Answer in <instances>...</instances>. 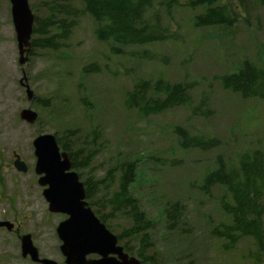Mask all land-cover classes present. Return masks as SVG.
I'll use <instances>...</instances> for the list:
<instances>
[{"label":"rangeland","instance_id":"obj_1","mask_svg":"<svg viewBox=\"0 0 264 264\" xmlns=\"http://www.w3.org/2000/svg\"><path fill=\"white\" fill-rule=\"evenodd\" d=\"M178 1L183 4L170 7L164 16L174 34L172 40L125 48L134 55L114 54L110 42L97 38V24L85 13L63 47H32L28 61L20 66L11 3L0 0V220L12 223L14 229H0V264H17L13 259L21 257L20 236L27 234L35 242H45L42 244L50 251L55 249V228L62 216L49 211L44 187L38 184L33 140L64 132L65 120L80 126V132L97 126V155L90 164L95 171L82 173L84 178H105L106 171L116 167L110 188L117 189L119 166L126 160H138L131 195L157 226L152 231L157 241L152 244L154 252L149 250L150 243L143 248L148 257L158 250L151 264H264L256 260L252 237L242 236L231 243L215 235L213 230L221 228V223H231L223 208L231 196L222 185L203 187L204 178L218 164L237 166L245 151L264 153V98H245L219 81L244 61L263 65L264 5L260 0H224L235 7L237 21L230 26L198 27L193 18L203 9L188 7L189 0ZM39 2L29 0L35 14L33 6ZM145 48L157 58H141L139 53ZM91 63H97L100 71L85 74L83 68ZM23 72L36 96L32 101L19 82ZM161 76L172 82H194L195 104L204 98L209 112L194 115L186 108H174L141 116L125 107L126 93L137 78ZM83 99L91 102L93 118ZM29 107L39 114L40 121L32 125L20 116L21 110ZM177 125H183L191 135L214 138L218 145L184 149L175 134ZM15 153L29 166L28 173L13 165ZM178 200L185 214L180 227L183 219L187 227L166 234L161 230L163 210ZM122 215L110 220L115 233L132 227L130 217ZM135 238L137 247L140 237Z\"/></svg>","mask_w":264,"mask_h":264},{"label":"trees","instance_id":"obj_2","mask_svg":"<svg viewBox=\"0 0 264 264\" xmlns=\"http://www.w3.org/2000/svg\"><path fill=\"white\" fill-rule=\"evenodd\" d=\"M260 1L264 5V0ZM78 3L82 4V8L78 7ZM39 4L33 6L36 12L35 37L32 39L34 48L53 50L63 47L75 23L81 15L88 13L97 24V38L110 42L112 53L134 55L133 52H126L125 48L131 45L146 47L174 39L170 27L164 22V16L168 15L170 7L183 3L178 0H168L166 3L163 0H40ZM186 5L192 9H203L193 18L194 26H230L237 21L234 15L235 7L224 0H189ZM139 56L144 59L157 58V54L148 48L140 52ZM83 71L85 74L97 73L100 67L97 63H91L86 65ZM219 81L224 88L240 93L245 98L263 99L264 63L260 66L249 60L244 61L237 71L220 76ZM193 89L192 81L172 82L163 76L157 79L139 77L127 91L124 104L128 110H134L141 116L159 114L174 108H186L194 115H206L209 110L204 108L205 99L201 98L200 103L195 104ZM83 101L87 104L88 115L93 118V111L89 107L91 102L86 99ZM44 105L50 106L47 101ZM52 115L56 117L55 113ZM64 125V132L55 133L61 150L69 154L73 169L81 176L84 172L93 174L95 170L90 169V164L97 155V126L91 131L80 132V126L70 124L66 120ZM175 134L184 149H209L218 145L214 138L205 139L199 135H191L183 125L175 127ZM137 161L126 160L119 166L117 189L110 188V180L115 178L113 171L116 167L106 171V177L102 179L82 178L90 204L93 205L96 198L97 202L109 205V217L123 216L122 214L130 217L132 227L129 232L130 236L134 237L133 244L136 241L135 236H139L137 247L141 246V250H144V247L147 249L146 244H151L149 250L153 253L152 244L157 241L154 240L152 231L157 226L154 219L146 214L145 210L140 209L138 200L131 195V186L136 179ZM212 185L224 186L231 196V200L223 205L225 212L231 216V223H221V228L216 227L213 230L215 235L224 237L231 243L237 242L242 236L252 237L255 241L256 260L263 262L264 153L259 149L245 151L240 154L237 166L218 164L216 169L204 178L203 187ZM180 203L178 200L172 203V208L163 210L165 216L161 230L166 234H177L185 231L182 230L183 227H187L185 219L180 227L181 216H185L179 207ZM172 219H175V222L171 223ZM157 245L158 243L155 247ZM156 253L154 256H146L145 259L151 261Z\"/></svg>","mask_w":264,"mask_h":264},{"label":"water","instance_id":"obj_3","mask_svg":"<svg viewBox=\"0 0 264 264\" xmlns=\"http://www.w3.org/2000/svg\"><path fill=\"white\" fill-rule=\"evenodd\" d=\"M11 13L19 49V62L24 65L29 59L32 49V36L34 34L35 15L30 7L29 0H10ZM26 80V77H25ZM23 83V80H21ZM27 96L31 100L34 92L29 85ZM21 119L34 124L39 115L31 108H25L20 113ZM35 147L36 173L40 175L39 184L44 187L43 195L49 202V210L54 213H67L70 218L61 222L58 233L64 241V251L68 253V259H76L68 252V247L75 244H84L86 247H99L108 243H116L117 237L111 233L98 217L94 214L85 199L84 182L73 169L72 160L67 152L62 151L54 134L37 136L33 141ZM15 168L21 172L28 171V165L16 154ZM0 226L13 227L8 221L0 222ZM77 236V237H75ZM85 236V237H84ZM30 234L22 237V249L24 254L36 250ZM121 249V248H120ZM82 257L78 259H83ZM112 259L102 264H113ZM127 264H140L136 259H130Z\"/></svg>","mask_w":264,"mask_h":264},{"label":"flooded vegetation","instance_id":"obj_4","mask_svg":"<svg viewBox=\"0 0 264 264\" xmlns=\"http://www.w3.org/2000/svg\"><path fill=\"white\" fill-rule=\"evenodd\" d=\"M21 84L24 85V83ZM25 89L27 95V88ZM84 190H85L84 200L88 202L87 205L91 207L94 214L98 217L99 221L102 224H104L111 233L116 235L117 237L116 243H108L107 245L101 244L99 247H95L96 249H93L92 247H86L84 244H75L74 243L75 239H73L72 243L74 245L68 247V252L70 253L71 256H73L76 259L69 260L68 253L64 251V241L60 236V234L58 233V226L61 222L69 219L70 215L67 213L57 212L55 214L62 216V218L59 224L57 225V227L55 228L54 251H50L46 246L42 244L45 242H40V243L35 242V240L32 237L33 245L36 250L32 249V251H30L28 254H24V252L21 250V257L18 258L17 261L15 260V258L13 259L15 263L17 264H102L104 261H108L112 259L111 262L113 264H127L126 262L130 261V259H136L137 261L140 262V264H151L152 261H147L145 259L146 253L144 250H141L142 247L141 246L136 247L133 245L134 237L130 236V232H129L131 228H129V230H124L123 232L120 233H115L110 224V220L113 219L114 217L113 215L112 217H109L111 215L109 205L97 202L96 198H94L95 202L93 203V205H91L88 200V193L86 187H84ZM106 208L109 210V212L106 211ZM51 213L54 214V212ZM2 221L4 220H0V222ZM3 228L8 229L9 231L14 230L13 227L12 229H9L7 226H0V229ZM21 238L22 237L20 236V242H21ZM84 253L85 255L83 259H78V257H82ZM154 264H158V263L154 262Z\"/></svg>","mask_w":264,"mask_h":264}]
</instances>
